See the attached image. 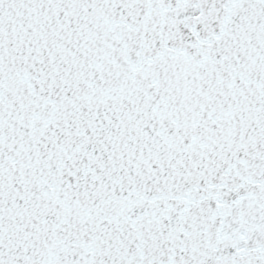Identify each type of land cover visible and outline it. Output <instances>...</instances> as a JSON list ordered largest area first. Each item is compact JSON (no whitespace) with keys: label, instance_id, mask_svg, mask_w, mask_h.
I'll return each instance as SVG.
<instances>
[{"label":"snow or ice","instance_id":"snow-or-ice-1","mask_svg":"<svg viewBox=\"0 0 264 264\" xmlns=\"http://www.w3.org/2000/svg\"><path fill=\"white\" fill-rule=\"evenodd\" d=\"M0 264H264V0H0Z\"/></svg>","mask_w":264,"mask_h":264}]
</instances>
